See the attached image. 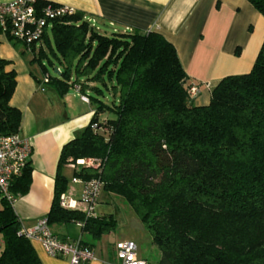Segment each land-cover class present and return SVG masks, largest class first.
I'll return each instance as SVG.
<instances>
[{"label":"trees","instance_id":"obj_1","mask_svg":"<svg viewBox=\"0 0 264 264\" xmlns=\"http://www.w3.org/2000/svg\"><path fill=\"white\" fill-rule=\"evenodd\" d=\"M247 1L264 16V0ZM50 30L52 42L43 36L50 54L40 48L34 57L58 64V74L41 65L46 84L60 95L75 84L89 89L93 113L61 147L48 224L81 221L89 246L113 230L112 214L85 218L59 205L68 185L61 168L96 157L99 169L82 166L73 176L97 177L102 192L129 204L159 252L156 264H264V42L250 71L223 77L209 102L195 105L191 80L159 33L106 35L78 12L52 21ZM7 64L0 58V135L19 132L21 122L10 104L16 80ZM30 182L27 161L10 190L23 195ZM20 227L0 198V264H42Z\"/></svg>","mask_w":264,"mask_h":264},{"label":"crops","instance_id":"obj_2","mask_svg":"<svg viewBox=\"0 0 264 264\" xmlns=\"http://www.w3.org/2000/svg\"><path fill=\"white\" fill-rule=\"evenodd\" d=\"M8 1L12 0H0ZM41 1L73 7L84 18L94 20L96 29L106 35L135 29L162 35L174 46L191 84L198 86L199 92L193 97L195 105H206L211 88L223 77L250 71L264 42V16L247 0ZM50 29L51 25L45 35L49 41ZM46 38L28 49L24 43L11 39L0 31V58L8 61L5 70H13L16 80L10 104L20 110L19 133L28 138L32 145L28 159L31 166L29 188L25 194L18 195L12 204L20 225L24 228H30L36 220L45 217L52 200L61 147L75 137L89 122L93 113L92 105L85 96V93H90L89 89L83 93L75 84L64 95H60L34 74L38 81V84L35 83L33 74L28 73L23 62L25 55L30 52L31 59L34 60L36 51L45 48ZM59 70L55 66L53 73L58 74ZM102 115L100 119L105 118ZM70 163L61 168L64 176L68 169L72 172L74 170ZM81 189L80 182L70 181L64 193L78 200ZM110 196L111 194L107 195ZM49 227L61 239L86 240L88 243L85 246L94 254V259L86 264H112L115 261L114 243L118 240L134 241L137 256L146 264H156L159 259L157 249L152 251L154 256L150 257V253L140 250L138 240L129 236L108 239L103 234L89 246L91 240L86 234H82L81 227L76 222L53 223ZM30 242L42 264H69L68 256H49L37 241Z\"/></svg>","mask_w":264,"mask_h":264},{"label":"built area","instance_id":"obj_3","mask_svg":"<svg viewBox=\"0 0 264 264\" xmlns=\"http://www.w3.org/2000/svg\"><path fill=\"white\" fill-rule=\"evenodd\" d=\"M37 0H12L0 2V31L16 41H20L30 49L33 45L41 43L52 21L65 16L73 15L76 10L68 5L45 3L40 7ZM91 25L94 20L87 19ZM48 81L44 75L43 83ZM199 92L198 86L191 84L188 93L195 97ZM82 99L86 100L85 97ZM32 151L30 140L19 132L0 135V198L11 205L16 195L10 190L11 181L22 173ZM71 168L90 167L99 169L101 159L87 157L77 159L70 163ZM72 183L80 182L82 189L78 200L70 198L64 192L59 196V205L65 209H73L83 213L85 218L95 217V207L102 192V181L97 178L81 179L77 176L71 178ZM80 227L82 222H76ZM21 234L29 240L37 241L43 250L52 257H69V264H86L94 259L91 249L81 245L79 239H61L55 235L47 222L41 217L30 227H20ZM115 261L112 264H146L137 256V246L132 240H118L114 243Z\"/></svg>","mask_w":264,"mask_h":264},{"label":"rangeland","instance_id":"obj_4","mask_svg":"<svg viewBox=\"0 0 264 264\" xmlns=\"http://www.w3.org/2000/svg\"><path fill=\"white\" fill-rule=\"evenodd\" d=\"M49 37L51 38L50 41L52 42L51 31H49ZM44 50L48 55L50 54V49L46 45ZM29 53L30 52L25 55L23 62H25L26 64L25 67L28 70V73L33 74L32 77L35 78V83L38 84L37 78L34 76V74L39 78V80H43L45 72L44 70H42L41 65H45L47 72L52 74L53 68L58 64L55 61L54 65L51 66L50 64H48L45 57H42L40 61L35 59L33 60L31 59L32 56ZM106 99L110 100L109 96L106 95ZM102 116H106V114L104 113ZM79 168L80 167H78L77 169ZM66 176L68 178V183H70L73 176L70 169L66 171ZM109 194H111V196L107 197V195ZM98 203L99 204L95 207L96 214H112L115 219V227L113 228V230L106 233V238L111 239L114 237H118L122 239L127 236L135 238L139 242L138 244L140 250H143L144 253L145 251L150 253V257L154 256L152 255L154 254L152 253V251H156L157 248H155V246L150 242L151 237L148 230H146L145 226L138 219L136 213L122 197L113 193L101 192ZM103 239L104 237L102 238V240Z\"/></svg>","mask_w":264,"mask_h":264},{"label":"water","instance_id":"obj_5","mask_svg":"<svg viewBox=\"0 0 264 264\" xmlns=\"http://www.w3.org/2000/svg\"><path fill=\"white\" fill-rule=\"evenodd\" d=\"M54 72H57V69H54Z\"/></svg>","mask_w":264,"mask_h":264}]
</instances>
